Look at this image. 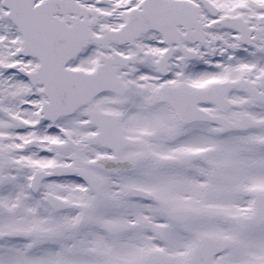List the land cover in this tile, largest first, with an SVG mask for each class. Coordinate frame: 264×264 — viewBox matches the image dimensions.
Segmentation results:
<instances>
[{
	"label": "snow or ice",
	"instance_id": "obj_1",
	"mask_svg": "<svg viewBox=\"0 0 264 264\" xmlns=\"http://www.w3.org/2000/svg\"><path fill=\"white\" fill-rule=\"evenodd\" d=\"M0 264H264V0H0Z\"/></svg>",
	"mask_w": 264,
	"mask_h": 264
}]
</instances>
